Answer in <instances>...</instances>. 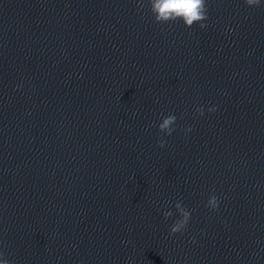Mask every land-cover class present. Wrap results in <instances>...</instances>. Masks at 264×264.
Masks as SVG:
<instances>
[{
	"label": "water",
	"instance_id": "95a60500",
	"mask_svg": "<svg viewBox=\"0 0 264 264\" xmlns=\"http://www.w3.org/2000/svg\"><path fill=\"white\" fill-rule=\"evenodd\" d=\"M206 6L201 29L148 0H0L9 264H264V4Z\"/></svg>",
	"mask_w": 264,
	"mask_h": 264
},
{
	"label": "clouds",
	"instance_id": "9594fccd",
	"mask_svg": "<svg viewBox=\"0 0 264 264\" xmlns=\"http://www.w3.org/2000/svg\"><path fill=\"white\" fill-rule=\"evenodd\" d=\"M244 3L249 7H255L264 4V0H244ZM148 5L154 21L157 23L179 20L185 27H191L194 22H197L201 29L206 27L202 21L207 19V0H148ZM215 110L216 108L214 106L207 109L208 112H214ZM196 112L199 115H203L204 110L198 107ZM175 121L176 116L171 114L161 117L160 123L158 124L159 131L165 135H171L175 131ZM191 130L190 127H187L184 129V132L188 133ZM159 147H164L163 140L159 141ZM173 207L178 215V219L170 227L171 234L182 232L190 219L189 211L180 202L175 203ZM206 207L211 210H216L218 200L215 195H211L208 198ZM172 215V211L166 210L163 212L165 219H168ZM0 264H9L2 253H0Z\"/></svg>",
	"mask_w": 264,
	"mask_h": 264
}]
</instances>
